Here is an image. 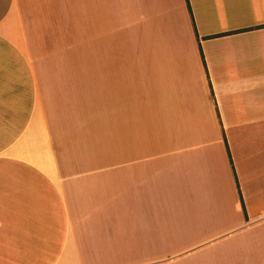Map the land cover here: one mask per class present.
<instances>
[{"label": "crops", "instance_id": "1", "mask_svg": "<svg viewBox=\"0 0 264 264\" xmlns=\"http://www.w3.org/2000/svg\"><path fill=\"white\" fill-rule=\"evenodd\" d=\"M255 221L264 0H0V264H231Z\"/></svg>", "mask_w": 264, "mask_h": 264}, {"label": "rangeland", "instance_id": "2", "mask_svg": "<svg viewBox=\"0 0 264 264\" xmlns=\"http://www.w3.org/2000/svg\"><path fill=\"white\" fill-rule=\"evenodd\" d=\"M264 227V222H250L245 226V228H250V229H260ZM249 244V243H248ZM241 245H232L224 250L222 254L218 255L216 254V258L214 259L215 261H219V255L223 256L227 262H231V264H246V262H252V263H261L264 264V247H256L255 249L250 250H241L240 248ZM190 255V254H184L183 256ZM206 256V255H203ZM200 258V257H199ZM188 259L191 260H198L197 258H194V255L188 257ZM207 261L203 258L199 259L198 261ZM251 264V263H247Z\"/></svg>", "mask_w": 264, "mask_h": 264}]
</instances>
